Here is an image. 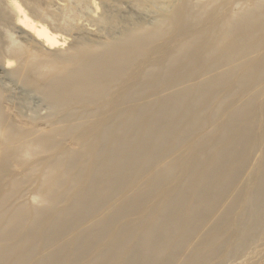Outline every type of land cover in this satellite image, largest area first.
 <instances>
[{"label": "bare ground", "instance_id": "6f19581e", "mask_svg": "<svg viewBox=\"0 0 264 264\" xmlns=\"http://www.w3.org/2000/svg\"><path fill=\"white\" fill-rule=\"evenodd\" d=\"M186 8L151 27L104 13L103 41L67 46L7 0L52 53L4 63L50 114L45 131L0 120V264H220L264 244V0L204 23Z\"/></svg>", "mask_w": 264, "mask_h": 264}, {"label": "rangeland", "instance_id": "374dc122", "mask_svg": "<svg viewBox=\"0 0 264 264\" xmlns=\"http://www.w3.org/2000/svg\"><path fill=\"white\" fill-rule=\"evenodd\" d=\"M15 1H18V3L22 5L26 13L32 17L34 16V20L36 19L38 21V13L40 14L41 11H43L41 13L43 16L40 18L44 19H40L38 22L47 25L51 32H57L58 36L65 38L67 46H69L80 37L87 38L91 41H98V39L103 41L108 32L104 24H101V28H99L100 23L97 22V19L104 13L108 15H117L120 18H124L125 15V17L130 18L131 22H141L140 24L145 26L150 25L149 27L159 24L167 26L179 11V8L187 5L186 9L189 10L193 16L202 14L199 20L204 23L214 14L220 15L238 9H245L254 0H110L109 2L108 0ZM92 4H96L97 7V11L94 13H91L93 12ZM88 5L92 8H89ZM36 8L41 11L38 12V10L37 13L35 11ZM108 9H110V11ZM104 10L108 11L103 12ZM33 11L35 12L33 13ZM88 13L93 14L94 17L91 19L88 18ZM82 14L84 17L83 19L81 18ZM93 21H95V23ZM91 25L93 27V29L91 28L93 33L85 32L84 27H90ZM163 35H167L162 39L165 40L169 35H172V33L166 30ZM67 46L63 48L66 49ZM49 52L52 53V51H47L36 44L31 38L15 29L12 17L8 13L7 0H0V120L6 121L8 124L18 129L31 128L40 131H45L47 129L46 125L49 120L47 116L50 114L47 103L39 93L34 91L33 87L22 86L12 80L9 76L10 70L4 68V63L5 61H10L12 68H15L18 66L19 62L45 60ZM73 139L76 140L74 137H69L65 139L61 145L65 148L77 150L78 145L74 144ZM44 156L45 155L33 156L24 161L23 166L16 165L14 169H10L12 175L14 174L17 178L21 179L23 173L31 168L38 159L44 158ZM38 186L39 176L37 174L31 175V178L27 181V185H25L26 189L21 201L26 202V204H32L33 201L31 197ZM239 245L240 240L235 236L225 248V251L232 253L237 250ZM243 250L245 251L243 257L237 255L238 253L236 251L235 255H233L234 257L232 256L228 261L220 264H235L237 263L236 261H238L237 264H260L264 259V244L260 241L247 245ZM261 251H263V253ZM96 253L97 251L92 252L91 257ZM216 262L217 260H213L208 264H216Z\"/></svg>", "mask_w": 264, "mask_h": 264}]
</instances>
